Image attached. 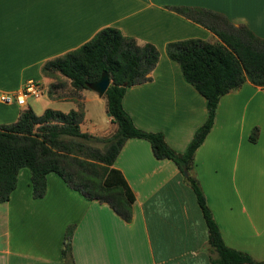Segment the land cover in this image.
<instances>
[{
    "label": "crops",
    "instance_id": "crops-1",
    "mask_svg": "<svg viewBox=\"0 0 264 264\" xmlns=\"http://www.w3.org/2000/svg\"><path fill=\"white\" fill-rule=\"evenodd\" d=\"M174 8L221 14L264 40V0H0V105L9 108L0 112V125L16 122L26 109L14 97L28 81L41 88L35 98L74 106L65 111L43 102L35 112L27 103L35 114L78 111L74 101L47 95L52 85L61 90L56 79L62 77H44L42 65L110 27L158 51L150 81L126 90L123 109L136 128L162 133L170 149L183 153L206 120V101L184 81L165 47L187 39L214 43L217 38ZM3 96L10 102L1 101ZM78 96L84 107L80 129L94 136L112 135L117 127L110 117L100 130L93 123L95 109L106 113L105 99L86 90ZM254 129L258 134L252 143ZM113 166L134 195L129 222L108 205L86 200L55 174L46 177L45 195L35 199L30 172L20 170L15 190L0 204V264H62L69 227L74 264H211L215 253L208 245L205 221L174 163L155 159L147 141L128 139ZM193 175L224 244L264 264V88L246 81L220 98L213 126L195 152ZM236 183L240 193L225 192Z\"/></svg>",
    "mask_w": 264,
    "mask_h": 264
},
{
    "label": "trees",
    "instance_id": "trees-1",
    "mask_svg": "<svg viewBox=\"0 0 264 264\" xmlns=\"http://www.w3.org/2000/svg\"><path fill=\"white\" fill-rule=\"evenodd\" d=\"M174 12L206 28L216 38L214 43L199 39L170 42L165 47L169 60L178 64L184 81L206 101L207 117L196 130L181 154L170 149L162 133L136 128L123 109L122 100L128 88L150 81L158 62V51L150 45H138L114 28H104L79 48L46 61L41 68L44 77L57 75L69 81L78 92L89 90L103 72L111 84L103 98L106 113L116 131L105 136L106 148L91 145L97 137L82 132V112L67 113L51 109L37 115L24 107L16 122L0 125V204L9 200L15 190L20 170L30 172L32 196L46 193V177L58 176L70 189L88 201L108 205L123 221L131 219L134 195L114 162L128 139H142L150 144L157 160H170L191 188L202 213L208 233V245L215 253L211 264H261L242 252L227 247L213 219L204 193L193 175L194 155L210 132L220 98L239 89L246 81L264 88V40L245 26H234L223 15L191 8H174ZM50 86L47 94L54 97ZM258 130L249 141L254 143ZM73 227L66 230L61 249L62 264H74L71 254Z\"/></svg>",
    "mask_w": 264,
    "mask_h": 264
},
{
    "label": "rangeland",
    "instance_id": "rangeland-1",
    "mask_svg": "<svg viewBox=\"0 0 264 264\" xmlns=\"http://www.w3.org/2000/svg\"><path fill=\"white\" fill-rule=\"evenodd\" d=\"M56 81H57V85L61 86V90L57 91V89H54L53 93L55 95H59L61 97V99L67 98L70 101H74L75 104L78 105V110L82 112L84 107L82 106V103L78 100L79 96L75 92H73V90L69 86V84H68L69 82L66 79L60 78V77H57ZM93 93L94 92L91 90H86V94H88V95H97L96 93H94V94ZM96 97H98V95ZM43 102H45V103L47 102V106H49V108H60V109L65 110V111L69 110V108L74 107L73 104H71V103L70 104L66 103V104H62V105H60L57 102L56 103H49L47 98H45L44 96L40 97L39 99H37L33 96H30L27 99L28 106H30L35 112H39V110H41V108L44 104ZM44 106H46V105H44ZM90 107H92V109H93V105H90ZM94 109H95V107H94ZM8 110H9V108H7L6 106L0 105V112L1 113H4L5 111H8ZM97 111L95 109V115L93 114V123H94L95 128L100 130L106 126L107 118H105V117L107 116V113H104L102 111H98V112ZM10 115H11L10 112H7L5 114V116H7V118L8 117L10 118ZM2 125H4V124H2ZM81 131L83 132V130H81ZM95 137H97L100 140L92 142L91 145L93 147L103 151L107 146V144L103 141L105 139L104 138L105 136H103V137L95 136ZM228 189L229 190H227L225 192H229V194H233V195H237L238 193L241 192V187L238 186V183H236L235 185H229ZM209 190H210V192H213L214 188L210 187Z\"/></svg>",
    "mask_w": 264,
    "mask_h": 264
},
{
    "label": "built area",
    "instance_id": "built-area-1",
    "mask_svg": "<svg viewBox=\"0 0 264 264\" xmlns=\"http://www.w3.org/2000/svg\"><path fill=\"white\" fill-rule=\"evenodd\" d=\"M40 95H41V88L38 85V83L34 81H28L24 85L22 91L19 94H17L14 98L17 105H19L20 107H26L28 97L30 96L39 97ZM10 99L11 98L8 96L1 97V101L3 102H10Z\"/></svg>",
    "mask_w": 264,
    "mask_h": 264
},
{
    "label": "water",
    "instance_id": "water-1",
    "mask_svg": "<svg viewBox=\"0 0 264 264\" xmlns=\"http://www.w3.org/2000/svg\"><path fill=\"white\" fill-rule=\"evenodd\" d=\"M110 84L111 80L108 73L103 72L96 82L88 86V89L96 93L98 97H103Z\"/></svg>",
    "mask_w": 264,
    "mask_h": 264
}]
</instances>
